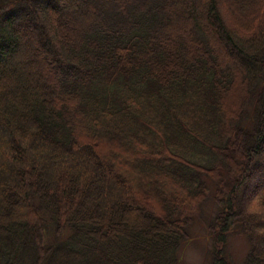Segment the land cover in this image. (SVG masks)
Returning <instances> with one entry per match:
<instances>
[{"label":"trees","instance_id":"16d2710c","mask_svg":"<svg viewBox=\"0 0 264 264\" xmlns=\"http://www.w3.org/2000/svg\"><path fill=\"white\" fill-rule=\"evenodd\" d=\"M208 197L264 264V0H0V264H179Z\"/></svg>","mask_w":264,"mask_h":264},{"label":"rangeland","instance_id":"374dc122","mask_svg":"<svg viewBox=\"0 0 264 264\" xmlns=\"http://www.w3.org/2000/svg\"><path fill=\"white\" fill-rule=\"evenodd\" d=\"M216 204L208 197L202 206L199 217L191 223L190 235L180 248L179 264H211L213 238L209 225L216 212ZM250 247L249 240L244 234H230L226 241L225 252L229 264H245V258Z\"/></svg>","mask_w":264,"mask_h":264}]
</instances>
